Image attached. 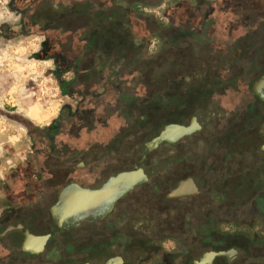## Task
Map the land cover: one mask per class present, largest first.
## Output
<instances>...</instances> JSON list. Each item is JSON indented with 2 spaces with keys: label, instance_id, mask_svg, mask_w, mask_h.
<instances>
[{
  "label": "rangeland",
  "instance_id": "374dc122",
  "mask_svg": "<svg viewBox=\"0 0 264 264\" xmlns=\"http://www.w3.org/2000/svg\"><path fill=\"white\" fill-rule=\"evenodd\" d=\"M39 1L8 0L9 5H2L7 0H0V11L9 12L4 14L0 32L11 23L16 30L13 34L7 31L13 42L0 43V82L5 81L0 85V156L5 161L0 174H12V168L19 165L26 167L30 158L36 175H42V184L56 188L57 192L45 190L38 204L20 207L26 220L41 222L36 231L57 236L48 246L46 262L57 263L60 256L73 257L88 249V255L81 253L76 260L104 264L116 254L146 248L153 264H197L206 253L236 247L239 255L232 262L219 258L213 264H264V202L260 201L264 198V152L250 150L251 132L257 131L264 140L263 101L254 92V83L262 76L257 75L258 66L264 65V0H210L216 4L202 7L216 20L208 31L213 48L218 49L212 63L220 70L215 82L219 87L198 102L184 123L174 122V100L159 107L153 101H140L138 94L132 101L137 108L130 110L131 116L119 113L110 121L108 132L100 135L101 142L86 137L81 140L86 146L76 144V116L101 103L111 108L106 98L111 84L120 92L113 108L125 110V86L136 77L126 71L138 56L119 45L104 47L108 40L121 42L109 35L120 31L114 25L131 20L147 34V54L155 56L158 35L164 33L162 25L172 23L166 10L180 0ZM39 4L34 13L30 11ZM55 6L64 7L63 13ZM234 8L248 12L245 24L241 29L237 21L223 29L221 14L234 20ZM14 9L19 14L26 10L27 16L31 12L32 19H17L18 14L12 15ZM26 21L36 25L35 33L48 32L56 40L45 45L43 38L30 36L32 28L23 27ZM240 39L243 47L238 44ZM176 71L171 78H178ZM120 85H124L123 91ZM88 91L91 97L86 98ZM195 118L201 130L182 141L181 148L148 149L167 126H189ZM242 134L243 138L236 139ZM179 151L185 164L181 175L177 174ZM158 164L170 166L125 196L105 221L84 226L72 236L57 232L49 209L66 185L95 189L113 174ZM188 178L196 179L201 193L183 200L170 198L172 189ZM4 229L0 228V236ZM21 241L18 236L0 237V264L36 263L21 257ZM120 241L123 243L117 247ZM107 242L110 250L104 249ZM76 260L72 258L69 264Z\"/></svg>",
  "mask_w": 264,
  "mask_h": 264
},
{
  "label": "trees",
  "instance_id": "16d2710c",
  "mask_svg": "<svg viewBox=\"0 0 264 264\" xmlns=\"http://www.w3.org/2000/svg\"><path fill=\"white\" fill-rule=\"evenodd\" d=\"M191 1H193L194 5L188 0H180L175 2L176 4L171 9L166 10V17L172 23L165 27L162 25L164 33L158 35L159 51L155 56L147 54V34L134 26L131 20H127L125 24L114 25V28H119L118 30L120 31H112L109 35L114 36L117 40H121V42L118 41L111 44L112 42L108 40V44L105 42L106 45L104 47L106 49H115L117 48L116 45H119L122 46V49L127 50V52L138 56L134 65L126 71L127 73L135 74L136 77L132 79L133 83L125 86L126 89L124 85L119 86L120 91L124 89L127 91L122 96L128 101L125 105V110L120 108L121 105L119 107L121 110L113 108V106H117L115 98L116 95H120V92L113 86L114 84H111L108 87L110 92H106L108 94L106 96L107 102L111 103V108L101 103L92 108L90 107V111L88 108L81 111L76 116L77 126L79 128L78 134L75 137L76 144L81 145L84 138L88 137L90 139V136L93 137V140L97 144L101 142L99 137L102 133L108 132L109 123L113 118L117 117L119 113H124L125 116H129L130 110L133 107L137 108L132 101L136 99V95L138 94H141L140 101L147 104L153 101V104L158 103L159 107L165 106V101L170 99L174 100V103L177 105L176 121L171 120L167 123L169 124L172 121L184 123L185 120L191 117L193 109L198 106V102L203 97L212 94L218 89L219 85L215 82L220 70H217L212 63V57L218 49L217 47L215 49L213 48L214 44L210 41L213 39L212 34L208 31L209 26H212L216 20L211 19V15L202 9L207 4L215 5L216 3L213 4L214 2L210 0ZM262 4L264 6V2ZM219 5L223 6L224 2H221ZM191 8L194 12L191 11ZM190 11L192 13H189ZM170 12H174V14L170 15ZM233 12L234 20L227 13L221 14L223 29L227 27L231 28L237 21L241 25V29L245 24L248 12H242L238 8H234ZM120 34L122 35V39L120 38ZM238 44L243 47L241 39L238 41ZM258 69L260 73L257 75L259 77L264 75V65L258 66ZM174 70H177L179 79L171 78ZM157 73L159 74L158 82H154L156 79L154 75ZM115 81L118 82V79L115 78ZM90 88L91 86L88 87V90ZM247 90L248 88L243 91L246 92ZM173 91L177 93L176 96L171 97L169 94ZM85 95L87 98L91 94L88 91ZM263 106L264 101L260 102V107ZM256 119L259 121L262 120V117L258 116ZM253 134L251 132L250 150L253 148V152L255 153L263 151L264 140L257 131ZM239 138H243V134L237 136L236 139ZM82 145L86 146L85 144ZM180 145L181 142L174 146V148L178 149ZM168 148H171L170 144L164 143L161 145L160 150ZM176 161L178 165L181 164L177 174H185L183 168L185 164L182 160L181 151H179V156ZM260 201L264 202V198L260 199Z\"/></svg>",
  "mask_w": 264,
  "mask_h": 264
},
{
  "label": "water",
  "instance_id": "95a60500",
  "mask_svg": "<svg viewBox=\"0 0 264 264\" xmlns=\"http://www.w3.org/2000/svg\"><path fill=\"white\" fill-rule=\"evenodd\" d=\"M254 92L264 101V75L254 83ZM198 120L195 118L191 126L169 125L161 134L147 145L150 151H154L164 143H172L191 135L199 129ZM264 151V147H263ZM170 164H158L150 167H142L137 170H128L116 173L99 189H84L78 185L67 186L60 195L56 205V221L58 225L78 227L84 222H96L102 220L113 212L116 204L136 188L150 182L153 178L165 171ZM201 189L194 178L181 181L177 188L170 194V198L182 199L197 196ZM23 230V229H22ZM26 240L23 250L31 254H40L47 244V237H36L23 230ZM235 248L227 252H209L197 264H213L216 258H232ZM146 255L141 251L135 255L117 256L107 264H139Z\"/></svg>",
  "mask_w": 264,
  "mask_h": 264
},
{
  "label": "flooded vegetation",
  "instance_id": "af4514ba",
  "mask_svg": "<svg viewBox=\"0 0 264 264\" xmlns=\"http://www.w3.org/2000/svg\"><path fill=\"white\" fill-rule=\"evenodd\" d=\"M4 83H5V81L2 80L0 82V85L1 84L4 85ZM24 124H22V126H24L25 128H28ZM60 124H61V121L57 120L56 125H60ZM197 125H198L199 129L197 131H194L191 135L186 136L180 140H175L172 143H169L172 150L174 149V146L178 145V143L185 141V140H188L191 136L196 135L201 130L200 125L199 124H197ZM182 126H186V125H182ZM189 126H191V125H189ZM189 126H186V127H189ZM159 148H157L155 150H158ZM40 151H38L36 153V157H38L37 155H39ZM29 157H31V156H29ZM30 160H31L30 158L27 159V161H26L27 166L26 167L19 165L18 167L12 168V170L10 169L11 171H13L12 174H9V175L8 174L7 175L0 174V228L2 226H5V229L3 230V232L0 236L1 239H7V238L10 239L11 237H17V236L21 237L22 241L20 243L21 245L19 246L21 249V251H20L21 257L25 258L28 261L36 262L35 264H69V262L72 258H74L75 260L78 259L77 257L81 253L88 255L89 253H88V249H87V250H83V251L78 252V253L77 252L73 253V255L75 257L74 256L73 257L60 256V261H58L57 263H53V262H50L48 260H47L48 262H46L44 257H46V255L48 254V251H47L48 246L51 244L52 239L57 238V236L54 237V235H50L47 233L41 234V232L36 231L35 227L41 226L42 225L41 222L39 220H36V221L32 220L33 222L30 221L29 219L26 220V218L23 217L24 213L22 212L20 207L28 205V204L33 203V202H36V204H38L40 202V200L42 199V195H43V192L45 190H50L51 192H54V191L57 192V190H56V188L55 189L54 188L47 189L48 187L44 186L45 183L42 184V182H41V181H43L42 175L40 173L36 175V171L34 170V168L31 167V161ZM4 163H5L4 159H2V157L0 156V169ZM34 167L36 168V166H34ZM110 177L107 179V181L110 179ZM6 183H9L10 187L6 186ZM69 185H76V184L72 183V184L66 185L59 192V195H58L56 201L53 204H51L52 206L49 209L50 210V216L52 218L51 221L53 222L57 232L60 233V235L66 234L68 236H72V234H74L75 232H77L79 229H81L84 226L92 227L94 224H96L98 222L105 221L107 218H109L111 216V214L115 211L116 207L118 206V203L124 198L123 197L116 204L113 212H111L109 215H107L102 220H98L96 222H84L81 225H79L78 227H72L69 225L67 227H64V226L58 225V223L56 221L57 219H56V215H55L56 214L55 210H56V205L58 204L60 195L62 194L63 190ZM51 187H52V185H51ZM80 187L84 188V189H89V188H85L81 185H80ZM101 187H99V188H101ZM99 188H95V189H99ZM176 188L172 189L171 193ZM95 189H92V190H95ZM183 199H187V198H182V199H178V200H183ZM46 209H47V206L42 208V210H46ZM40 210H41V208H40ZM10 219H12V222H10L11 221ZM22 229L26 230L29 234L34 235L36 237H47V239H48L47 244H46L45 249L42 253L36 255V254L27 253L23 250V245H24V242L26 240V236H25V233ZM60 237L62 238V236H60ZM122 243L123 242L120 241L119 246H117V247H121ZM235 248L236 247H232L230 250L227 249L226 251H231ZM104 249L110 250L111 249L110 243L107 242V244L104 246ZM143 249H140L138 252H141ZM89 250L91 251L90 254H92L93 250L92 249H89ZM144 250L147 252V255H146V257L142 258V260L139 264H146V263L147 264H153V262L149 259V253L151 251L147 250L146 248ZM219 252H221V251H219ZM215 253H218V252H215ZM135 254H137V252L136 253H128V254H124V253L116 254L112 257H109L105 261L104 264H107L108 262H110L111 260L116 258L117 256H128V255H135ZM238 255H239V251L237 253L233 252L231 259H228L225 257H220V258H224V261H226L227 263H230L235 258H237ZM68 258H71V259L68 260ZM87 258L88 257L86 256L85 259H87ZM89 258H91V256H89ZM64 259H65V262L63 263ZM148 259H149V261H147ZM218 259L219 258H216L214 260V262ZM75 262H76L75 264H92L91 261L90 262L86 261V262L81 263L80 261L76 260Z\"/></svg>",
  "mask_w": 264,
  "mask_h": 264
},
{
  "label": "crops",
  "instance_id": "0c3cea01",
  "mask_svg": "<svg viewBox=\"0 0 264 264\" xmlns=\"http://www.w3.org/2000/svg\"><path fill=\"white\" fill-rule=\"evenodd\" d=\"M40 1H42V0H40ZM40 1H39V3H40ZM67 0H65V2H66ZM57 2V1H56ZM56 2H55V4H56ZM1 3V2H0ZM9 2H8V0H7V2H3V3H1L2 5L3 4H6V5H9L8 4ZM25 3V2H24ZM38 6H40V4L39 5H37V6H35L33 9L31 8V10L30 11H33V13L36 11V9L38 8ZM56 7V9H57V11L59 12V13H63V10H64V7H62V6H55ZM3 8V7H2ZM17 10H19V9H14L13 10V14L12 15H14V14H18V17H17V19H19V18H21V19H26V18H28V19H32V13L30 12V16H27V14H26V10H24V12L23 11H20V12H22L21 14H19L18 12H16ZM8 13L9 12H6V13H4V12H1L0 11V27H3V22L5 21L4 19H6L5 17V15L4 14H7L8 15ZM35 14H33V16H34ZM8 17V16H7ZM10 17V16H9ZM11 17H13V16H11ZM31 17V18H30ZM39 17H40V15H39ZM10 19H14V18H10ZM34 19V18H33ZM3 24H2V23ZM14 23L16 24V19L14 20ZM16 25H18V23L16 24ZM27 25H29L31 28H32V31L31 32H29L30 33V36H33V34H35V36L37 35V36H39V37H41V38H43V42H44V44L45 45H48V44H51V42L53 41V40H56V36L54 37V38H52V35L51 34H49L48 32L47 33H39V32H36L35 33V31H34V27L36 26L33 22H29V21H26V22H24V25H23V27H26ZM10 30H12L10 33H15V27H14V24H10V25H5V27L3 28V30H1V32H0V43H7V42H13L14 40H12L10 37H9V35H10V33L9 32H7V31H10ZM33 32V33H32ZM49 37V38H48ZM61 64V63H60ZM62 65V64H61ZM71 65V64H70Z\"/></svg>",
  "mask_w": 264,
  "mask_h": 264
}]
</instances>
